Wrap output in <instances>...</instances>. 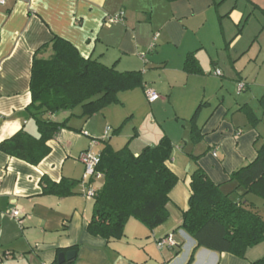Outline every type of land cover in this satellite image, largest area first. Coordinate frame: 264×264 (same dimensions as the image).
Wrapping results in <instances>:
<instances>
[{"label":"crops","instance_id":"0c3cea01","mask_svg":"<svg viewBox=\"0 0 264 264\" xmlns=\"http://www.w3.org/2000/svg\"><path fill=\"white\" fill-rule=\"evenodd\" d=\"M254 7L264 9L259 0H227L218 7L213 0L0 4V144L21 129L37 134L25 113L31 101L32 60L54 37L68 42L85 60L120 73L139 72L143 80L142 88L119 93L116 104L87 120L77 118L80 111L73 117L52 116L55 122L68 119L69 129L47 142L49 154L37 166L0 150V264H58L64 250L75 252L73 260L64 262L72 264H187L191 256V264H250L264 256V242L248 249L245 259L195 249V241L178 229L188 207L189 176L197 166L221 185L256 158L260 135L241 112L247 104L226 97L233 88L240 97L250 92L243 72L252 61L243 63L247 54L237 47L243 37L241 23L248 25ZM50 54L46 50L40 55ZM188 54H193L202 74L185 72ZM239 84L244 86L241 92ZM253 85L258 86L256 80ZM147 91L157 94L158 100L149 103ZM98 137L114 150L129 142L135 155L163 137L170 141L167 165L178 183L169 195L174 205L167 206L165 224L150 231L131 219L121 240L107 242L87 232L93 207V200L84 196L87 188L78 184L73 195L63 198L42 192L43 177L53 183L62 179L79 183L84 171L79 155L92 140L100 141ZM101 143L90 149L99 154ZM14 210L21 225L10 217ZM169 235L175 245L159 250L156 242Z\"/></svg>","mask_w":264,"mask_h":264},{"label":"trees","instance_id":"16d2710c","mask_svg":"<svg viewBox=\"0 0 264 264\" xmlns=\"http://www.w3.org/2000/svg\"><path fill=\"white\" fill-rule=\"evenodd\" d=\"M225 1L213 3L218 7ZM46 50L51 54L44 58L40 54ZM183 69L188 74H202L193 54L187 55ZM138 87H143L139 72L120 73L96 60H85L68 42L54 37L32 60L31 101L25 113L37 134L21 129L2 142L0 150L37 166L49 154L47 142L69 129L68 119L55 122L52 116L69 112L73 117V110L79 108L77 118L87 120L116 104L119 93ZM255 109L259 114L251 107L241 108L247 123L254 127L264 118V93L256 101ZM119 131L120 128L114 133ZM194 131L197 132L195 127ZM100 141L103 143L95 169L102 175L103 184L91 197L93 207L87 232L113 242L123 238L125 225L131 219L150 231L165 224L169 218V195L178 183V177L167 165L172 154L170 141L163 137L156 146H146L137 155L131 151L129 142L114 150L108 141ZM258 141L255 160L233 172L224 184H214L199 166L190 174L188 207L182 212L178 229L195 241V249L245 259L248 249L264 242V219L255 200L264 206V139L259 145ZM80 182L62 179L53 183L43 177L40 186L44 194L63 198L73 195ZM90 185L89 181L87 188ZM192 261L193 256L187 264ZM250 264H264V256Z\"/></svg>","mask_w":264,"mask_h":264},{"label":"rangeland","instance_id":"374dc122","mask_svg":"<svg viewBox=\"0 0 264 264\" xmlns=\"http://www.w3.org/2000/svg\"><path fill=\"white\" fill-rule=\"evenodd\" d=\"M259 1H260V5L264 6V0H259ZM262 10L264 9L254 7V11L250 17V20L248 21V25H245V21H242L241 26L243 27L242 30L243 37L241 43L237 47L240 48L243 52H246L247 54L246 57L243 59L244 60L243 63L246 62L248 63L249 60L252 61V63L249 64L248 67L243 72L244 76L248 77V84H250V92L248 93L243 92L240 97L237 95L236 89L233 88L232 91L229 89L230 95L228 94L226 95V97L231 96L232 99L235 100L238 104L242 106L244 104H247V106L251 108L256 107V101L264 93V14ZM254 59L255 61H253ZM255 80L258 86L253 85V81ZM78 111L79 108L73 110V113H77ZM65 113L69 115V112H65ZM243 115L245 117V114ZM256 129L260 135L258 141V145H259L264 139V118H262V120L256 125ZM102 138L103 137H100L98 140ZM98 142L101 143L100 141ZM102 184H103L102 179L94 180V182L92 183V188L95 191H97L102 187ZM78 186L84 187L81 184H79ZM86 199H90V198L86 197ZM255 200L256 203H258V207H257L258 212L260 216L264 219V206L262 205V202L260 200L258 199ZM171 204L173 203L169 202L168 205L172 206ZM173 207L175 209H178L176 206Z\"/></svg>","mask_w":264,"mask_h":264},{"label":"built area","instance_id":"2783aa9c","mask_svg":"<svg viewBox=\"0 0 264 264\" xmlns=\"http://www.w3.org/2000/svg\"><path fill=\"white\" fill-rule=\"evenodd\" d=\"M4 2H5V0H0V4H4ZM111 21L116 22V21H120V19H114ZM214 75L219 76L220 73L218 71H216V72H214ZM243 87L244 86L242 84H239L238 88H237L238 92H241ZM146 98H147V101L149 103H153L154 101L158 100L159 96L152 91H147L146 92ZM108 132H109V129H107L105 131V137L108 136ZM97 142H98L97 140H92L90 142V148H92L94 145H96ZM90 148L87 149L86 151L82 152L79 155V161L82 163V165L84 167V173H83V176L81 178L80 184L84 187L87 186V183L89 181L102 179V175L100 173H98L95 169L96 166L98 165V162H99L98 155L95 154L92 151V149H90ZM93 194H94V189L90 185V187H88L87 191L84 193V196L91 199ZM10 217L12 219H14L18 225L22 224V221L20 219V215H19L18 211H16V210L11 211ZM174 245L175 244H174V241H173V238L171 235L166 236V237H164V238H162L156 242V246L159 250L164 249L166 247H173Z\"/></svg>","mask_w":264,"mask_h":264},{"label":"water","instance_id":"95a60500","mask_svg":"<svg viewBox=\"0 0 264 264\" xmlns=\"http://www.w3.org/2000/svg\"><path fill=\"white\" fill-rule=\"evenodd\" d=\"M75 257V252L74 251H69L66 253H60L57 257V263L62 264L65 261H71Z\"/></svg>","mask_w":264,"mask_h":264}]
</instances>
